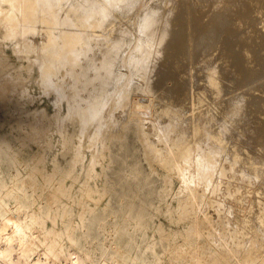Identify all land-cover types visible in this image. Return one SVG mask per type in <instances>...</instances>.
I'll list each match as a JSON object with an SVG mask.
<instances>
[{"label": "rangeland", "instance_id": "rangeland-1", "mask_svg": "<svg viewBox=\"0 0 264 264\" xmlns=\"http://www.w3.org/2000/svg\"><path fill=\"white\" fill-rule=\"evenodd\" d=\"M1 1L2 0H0V12H3V13L0 14V30H1L0 31V69H1L0 70V146H1L0 151L2 150L0 152V172H2V174H4L5 177H8V180L13 179L14 181L13 183H17V188H16L17 195L15 198L14 197L11 198L12 200H11L10 205L12 207L13 206L15 207L17 205L16 207H18L19 201L21 202L22 200V197H21L22 183L18 180L15 181L14 177L18 176V171H20V176H21V174L23 175V174L30 172L34 166L37 167V169L39 168V171H37V174H36V180L32 182V186L35 185L34 187L37 189V192L34 194L33 199L35 198L34 200L36 204L42 203L44 206L52 208V212L49 218H47L46 223H45L46 227L38 226V227L32 228L33 230L30 231L31 234L28 233V241L31 243L32 246L35 245L33 246L34 251L32 253L33 262L36 261L38 257H41L44 255L46 247L43 242L45 240L47 242H50V240L61 238L60 240H62L64 245L69 250H71L72 252L75 251L77 247L71 242V236L75 235L76 237H81L90 247V249L95 253V255L99 257L98 264H101L102 260L106 261L109 264H140L143 260L146 259V257L149 258L150 261L153 260V253H152L153 250L147 249L146 244L149 242L151 243L153 241H160V237L162 236V241L155 248V251L161 256V261H158V264H188V263L192 264L189 262L187 258L185 259L184 263H180V261L176 260L175 257L180 256V255H184V256L188 255V251L184 243L183 236L186 235V233L189 232V229H192L193 226L194 228H197L198 230L201 231V236H199L197 240H198L199 247H201L203 250L204 262H206L205 264H212V263L214 264H232V263L237 264V262L239 264V262L242 263L243 260L242 261L240 260L242 259L244 254L245 256L243 257V259H245L247 254L254 253V255L252 256L255 257L256 249L259 250V251L256 250L257 256H259L260 254H263L264 252V235H263L264 229L263 228L261 229V227H264L263 225L264 224V216H263L264 215V193H263L264 192V178H263L264 177V171H263L264 167H262L264 166V147H262L261 144L263 143L262 145L264 146V136L262 135V139H261L260 134H264V130H263L264 129V123H263L264 122V111H262V109H264V106H262L264 103V90H263L264 86H262V84H264V81H263L264 80V37H263L264 36L263 34L264 33V0L262 1L261 0H247V2H245L246 0H241V1L240 0L238 1L237 0L235 1L233 0H217L216 1L215 0L214 2L213 0H211L212 1L211 5L212 6L215 5V6L211 7L210 11L208 10L209 8L206 9L208 11L205 10V13L203 11L205 8L202 7V5L204 4H201V3H204V0L203 1L201 0H175V1L174 0H169V1L168 0H134L133 1L132 0L133 1L132 6L129 9V11L124 15H120V16L115 15L116 18L110 14L109 16L111 17L108 16V21L106 20L108 24H106V22L103 21L106 18L105 16H98L99 18L97 17L96 19L98 21L100 20L101 22L105 24V25L103 24V27L101 26L102 28L100 27V25H102L101 22H98V23L94 22V24H92L94 20H91V22L88 21L87 22L88 24L85 23L83 28L81 27V28L76 29L74 28L75 26L72 27L74 29L73 31H75V33H79L80 37H82L83 35V37L81 38V43H80L81 45L78 46V49L76 48L74 50L76 52L73 51V54L76 55V57L72 54V58L75 57L77 64H79V66L77 65L78 67L74 68V70L76 71L79 70L76 73L74 70L71 69L70 65L66 64L64 61L63 63H61L62 57H61V60H59L60 52L58 50L59 49L61 50V45L63 44L62 40L60 39L62 37L60 36L61 35L60 33H61V30L64 31L63 29L67 25H60V24L56 25V24H51V23L50 25L49 23L47 24L42 23V21L40 22L34 21L33 22L34 25L31 24L32 30L34 27L33 32L32 30H28L26 34V32H24L21 29H17L18 31H13V30L11 31V29H8V28H11V26L13 25H11L12 23L10 24L9 20L7 22V19L4 17V12L7 11L8 7L2 5ZM117 1L118 0H115V3L112 2L111 4V6H115V11H116L115 13H117V10L121 11V8H122V5H121V8L118 9V7H120V4H121V2L119 1L121 0H119L118 2ZM230 1L234 3L230 4ZM242 4H243V7H242ZM246 6L247 8H245ZM62 7L65 8V9L63 8L64 11ZM66 8H67V3L64 5L61 4L59 7L58 6L56 7L60 17L62 16L61 19H63L64 17L66 18V15H65L67 12ZM153 8L154 10L156 9L157 12L159 10L162 12V13L160 12L162 14V15L160 14L161 16L159 20L160 22L159 21L157 22L160 24L156 23L157 26H154L152 28L153 29L152 33L148 34L149 32L146 31V34L149 36L147 35L145 36V32L142 31L141 21L143 20L146 14L148 15L147 11L149 12V14L152 13L151 11H154ZM248 8L249 10L250 9L251 10L250 11L247 10ZM181 9L183 12L181 11ZM60 10H62V12ZM156 10L154 11L155 13L154 12L153 13L155 14V16L156 15L158 16L159 12L157 13ZM228 13H229V16H228ZM257 14L259 16H256ZM210 15L212 18L210 17ZM217 15L220 17H218ZM2 16L4 17L5 20L2 18ZM17 16L18 15L15 16L16 18L14 17L16 19V24L18 23L19 26L23 25L22 23L23 21L19 17L20 15L18 17ZM102 17L104 19H102ZM197 18L199 19V22ZM200 19L203 22H201ZM213 20H214V24L213 23L210 24V22H213ZM255 20L257 23L255 22ZM182 21L184 22L182 23ZM195 21L198 22L200 26L198 25V23L196 24ZM233 21H235L236 24L233 23ZM230 22L233 25H231ZM215 23L216 24L219 23V24L216 25ZM226 23H228V25ZM95 24L96 25L99 24V25L96 26ZM184 24H188V25H184ZM193 24L196 25V29L194 27L195 25ZM229 24L231 26H229ZM27 25L25 27H27ZM210 25L212 26L209 27ZM182 26L183 28H185V30H187V32L183 28H180ZM234 26L235 27L238 26L236 27L238 30ZM199 27H201V30H198L200 29ZM204 28L206 29L205 31L212 30V28L214 30H217V28L222 29L221 31L223 33V36L225 35L224 33L226 32V36H225L226 38L225 37L219 38L218 36V41L219 39H221L220 42L223 41L222 39H227L226 42L223 41L222 44H224V42L225 44L229 42L228 44L230 45L232 40L235 38L233 40L234 43L232 42V45H230L232 49L231 47H229L228 44L227 45L224 44L223 46V47L227 46V49L229 50L230 48L231 51H228L227 49H226L227 51L225 50L226 52L220 51L219 49L215 50L217 48L216 47L215 49L212 50L213 52L211 51L213 55L209 51L210 54L209 53L208 54L210 55L209 56L210 58L208 62H204L201 58H198L200 57L199 54L202 53V49H200L199 44L196 43L198 41L197 38H196V42L194 41L195 36L193 37V35H195L196 31L198 30L197 35L199 34L198 36H202L204 33L201 31L202 30L204 31ZM256 28L257 30H255ZM66 29H68V26L66 27ZM179 29H180V32H179ZM181 29H183L182 30L183 32H181ZM8 30L9 32H11V36H10V33H8ZM223 30L224 31L227 30V31L224 32ZM199 31L201 32V35ZM228 31L230 32L232 31L234 33L233 36L231 32L230 33L231 35L228 34L231 37L229 36L227 37ZM258 32H260V35L257 34ZM15 33L17 34V37H14V35L16 36ZM186 33L187 34L189 33L190 35H192V37H189L190 35L189 34L187 35ZM235 34L237 35L238 38L234 37L236 36ZM150 35H152L151 37L152 39L149 38ZM197 35L196 37H198ZM117 36L120 39L125 38L124 43L121 45V46H125V48L123 47L124 48L123 49L120 46L119 53L121 55L118 53L120 62H119V65H116L117 67H115L114 71L112 72L115 78H112L114 76L109 77L111 78V82L116 81L118 85L117 83H115L116 85L113 83L115 85L114 86L115 90L112 87L113 86L112 84H110L111 86L109 85V87L106 88V89H109L111 87V89L108 90V94L111 92L110 95L108 96L106 92L103 91L104 93H102V90L104 89V87L103 89L100 90L99 86H102V83H100L99 80L96 81V78L99 77L97 76L99 74L101 76H104L106 74L105 70H103V62H102L103 58L101 59V57H103V53H101V51L103 50V47L107 48L110 46L111 47L114 46L116 40L119 39V38L117 39ZM184 36L186 38L188 37L189 38L186 39ZM220 36H222L221 33H220ZM10 37L12 38L14 37L13 40L12 39L10 40ZM51 37L54 40V42H56L55 40H57L56 43L58 45V48L60 47L59 49L56 48V50H54L55 47H57L55 45L53 46V48L49 46V44L52 43ZM84 38L86 39V42ZM147 38L151 39L150 42ZM229 39L231 40V42ZM167 40L169 43L167 44L165 43V48H164L163 43L164 41H167ZM236 40L240 42L241 44L240 43L236 44L237 42ZM47 41L49 42L51 41V42L46 43ZM172 41L174 43V46H172L173 44ZM192 41H194L195 43L194 42L192 43ZM175 43H177L180 47ZM43 44L47 46L45 47ZM166 45H168L167 49H169V47L171 46L169 51L170 52L175 51V53L173 54L176 56V58L179 57L178 58L179 61L182 62L184 60L185 62L179 63V65L175 67L176 65H174L171 62L172 59L169 60L170 63L168 62V58L169 57L171 58V56H169L166 61V59L164 58L166 54L165 53L166 51H164L166 50ZM218 45H221V43ZM236 45L237 46L242 45V48L244 47L247 48L249 51L248 54H250V52L252 54V52L254 51L255 53H253L252 56L258 53L255 55L256 57L254 56L256 59L254 57H251V58H254V60L257 61L258 64H256L255 61H253L252 59V62H254L253 65L256 66V69H258L257 70L258 72L256 73H259L261 77L259 76V74H257V76H254L251 78L252 80H250V82L249 81L245 82L243 78L240 79V82L238 81L240 78V75H239L240 71L237 68V65L239 63L234 62L235 59H233L236 57L235 55V52L237 50ZM48 46H49V49L50 48L53 49L52 52H54L55 54L58 53V55L54 54L55 56L49 53L51 55V59L53 60V62L50 61L53 66L56 60V64L54 66L55 68L51 65L53 69L51 68V71H50V75H51L50 78L53 80L52 84L55 88H52V87L47 88L43 81V75H41L43 71L42 68L44 67L43 64L45 63L46 65L48 63L46 62V60L43 62V59H46V57L50 58V56L48 57V54L46 52V49L48 48ZM144 47L146 49H144ZM254 47L255 49H257V51L254 49ZM42 48L45 52L42 50ZM180 48L182 50L181 52L179 51ZM218 48H220V46H218ZM233 48L236 50H234ZM251 48L254 50L251 51L252 50ZM177 50L181 54L178 53ZM55 51H58V52H55ZM191 52H192V55L190 54ZM220 52L222 53L219 54ZM227 52H231V53L233 52L232 62L230 59L231 58L230 55L232 54L228 53V55H226ZM214 53H216V55H214ZM188 54L189 56H187ZM100 55L101 57H99ZM66 56L68 57L69 53L66 54ZM56 57L59 59L57 60ZM180 58H183V60ZM191 58H193V60ZM200 59L203 62H201ZM57 61L59 64L58 66L61 67L62 65L61 68L57 66ZM189 61L190 62L192 61L191 65ZM194 61L195 62L198 61L201 64L203 63V65H201L198 62L195 63ZM236 61L238 62V60ZM3 62H4V65H3ZM180 64H183V65H180ZM184 65H186L187 67ZM69 66L70 68H68ZM144 68H146V70ZM142 71L144 73H142ZM185 71L187 72L185 73ZM223 72L226 75L223 74ZM242 72H243V69H242ZM82 73L84 74L85 77L82 76L83 75ZM112 73H109V76L110 74L113 75ZM78 75L81 80L79 79V77H77ZM255 77H258V78H255ZM84 78L88 80H85ZM222 78L226 80H223ZM229 78L231 79V81H233V83L229 81ZM82 79L85 81H83ZM257 79H260V81H258ZM80 81H82L83 83L85 82L84 84L86 87L82 85L83 83L81 82L82 83L81 84ZM226 81H229V82H226ZM86 82L88 85L86 84ZM224 82H225V85H223ZM250 83L251 85H249ZM82 86H84L85 89ZM225 86L228 89H226ZM175 87L177 88V90ZM251 89L253 93L251 92ZM172 91L173 92L175 91V92L173 93ZM97 92L99 93V96H97L98 94ZM101 93L102 95L104 94L103 95L104 98H102ZM256 94L258 95L255 98L256 99L255 100L254 97L256 96ZM93 95H95V97L97 96L96 99H98V97L100 99L102 98L101 100L100 99L98 100L99 101L98 103H100V105L97 103L99 105L97 107H100L99 110L102 108V110H100L101 112L99 111L101 114H98L99 116L101 115L100 118L97 115L94 118L95 120L93 119V121L90 122L91 124L89 123L88 126L85 128H80V127L78 128L77 126L74 127V125L72 124L76 123L75 120H80V117L77 116L78 115L77 112H75L76 111L74 109L75 105L76 106L79 105L78 107H81V109L83 110L90 109V106L92 104L88 106L89 102L93 103L91 99L96 100L95 97H93ZM105 96L107 98H105ZM259 96L261 98H259ZM166 97L168 98L166 99ZM212 98H214V100H212ZM257 98H259V100ZM168 99H171V100L168 101ZM173 99L174 101L175 100L177 101L174 102ZM258 101L259 102L262 101V102L259 103ZM167 102H169V104ZM139 103H143L142 105L144 108L142 109L147 110L145 112L142 109H140L141 113L142 111L143 113L142 115L140 114L138 118L139 123H141L140 126L142 130L141 131L142 132L141 137L143 136L142 138L138 137L132 129L126 127L129 122V116L131 113L130 111L137 108ZM173 103L175 105L177 104L176 108L174 107ZM72 104L74 106H72ZM166 105L170 107L171 110ZM170 105L173 106V108ZM197 105H199V107H197ZM221 105L223 106L227 105L230 111L233 109L231 112H233L232 114H234L235 117L234 115H229V118L225 120V118H227L228 115H223L222 112L220 113V110H222L223 108V106ZM220 106L222 107L221 109H219ZM190 108H191V111H190ZM195 108H196V111H194ZM200 108L203 110L201 111ZM162 109L165 111L163 112ZM172 109H173V112L170 113ZM90 111L92 110L90 109ZM193 111H194V114H193ZM199 111H201V113ZM178 112L179 113L181 112V113L179 114ZM236 112H237V116H236ZM176 113H178V115ZM202 113L206 115V116L204 115L205 119L204 117H202L203 116ZM261 114L262 116H260ZM191 115H193L192 116L193 119ZM195 115L196 116L199 115V117H197L198 119L197 118L194 119L196 117ZM259 116L262 120L258 118ZM70 117L74 118V120H70L71 119ZM97 117L99 118V120L97 119ZM206 117H208V119ZM189 118L192 120H190ZM201 119L202 120L207 119V123L206 121L204 122L201 121ZM258 119L261 120L262 122L257 121ZM185 120H187L188 122H185ZM72 121L74 122L72 123ZM192 121H193V124H192ZM233 123H235L236 125H233ZM98 124L99 125L104 124L103 125L104 127L101 126L99 129L101 132L98 130V127H99V126L97 127ZM191 126L192 127L195 126V127L190 128ZM248 126L249 128L247 129ZM258 127H260L261 131L260 130L257 131L259 129ZM74 128H76L75 135H78V134L79 135L74 137V140H73L74 148L72 145L71 146L73 150L76 148L75 146H77L78 148H76L75 150H78L81 155L83 154L82 157H84L82 158L84 159V161L80 160V162H78L75 165L76 173L79 171L80 172L82 171L81 173H83L85 172L86 169H88V167L91 168L92 166L93 167L91 169L92 170L95 169L94 172L100 173L102 172L103 167H106L107 165L111 169L109 173L111 174L110 176H111L112 181L115 177V184L113 186L108 185L106 187L107 193L105 194V196H104V192L103 194L99 193V195L97 194L98 192H95L91 198L83 197V200H86L91 205L99 203L100 211H97L96 214L90 215V214L84 213L82 211L83 206H82L81 199H78V198L73 199L69 197L68 190L70 189L69 185L71 186V184H73L72 183L73 181H71L72 177H67L65 179L64 183L66 186L68 185L65 188V190H67L65 194L64 192L62 193V191L58 193L59 191H55L54 189H51L50 187L49 188L42 187L46 185V182H47L46 179H44L45 178L44 173H47V172L51 173L52 170L54 169V166L58 163L62 165H67L70 161L71 162H73V160L74 162L76 161L75 160L77 156L76 153L73 155V151H69V152L66 151V148L69 146V144L67 143V141H65V136L73 133ZM196 128H198L199 131ZM94 129H96V131H94ZM241 130L244 131V133ZM105 134L107 137L105 136ZM258 134L260 136H258ZM199 136H200V139H199ZM109 137L116 138V140L113 141L114 143L112 142L113 144L111 143V145L108 142V140L110 139ZM259 138H260V141H259ZM66 140H67V137H66ZM102 141L103 142L106 141V142L103 143ZM108 146H110V149ZM184 146L185 147L187 146V147L184 148ZM149 147L152 148V150H149L148 152ZM154 148H156L157 150ZM185 149H188L187 150L188 152L185 153ZM101 154L105 156H101ZM155 154H157L158 156ZM171 154H174L172 156H175V157L177 155L178 158L176 157V159L179 160L178 162L181 164V166L184 165L182 166V169H181L183 172L181 171L180 173H177V172L167 170L163 168L162 165L159 163V160H160L159 158H162V157H163L162 159L168 158L171 156ZM201 157L202 159H200ZM187 158L189 160L192 158L191 159L192 161H188ZM197 159L200 160V162H198ZM12 162H14L16 166ZM185 162H187V166ZM90 163H92V166ZM176 174L178 175L176 176ZM122 176H125V177L129 176V177L128 179H126V178H123ZM139 176L144 178V181L141 182L139 185H137L135 179L136 177H139ZM189 176L190 178H192V180L191 179L187 180L188 179L187 177ZM182 177H184L185 179L183 180ZM16 179H19V178L17 177ZM43 188H45L46 190L43 191L44 194L41 196L40 194L42 193ZM0 189H6V188L0 185ZM28 189L30 193H32L33 191L32 188L29 187ZM78 190H80L78 183L74 184L73 191H78ZM99 192H102V191L100 190ZM190 192L191 193L194 192V195H196L195 197L197 199L196 200L197 205L195 204V207L196 206L197 207L195 211H192V205L190 203L192 198H191ZM122 193L123 195H121ZM61 205H65V207H67L69 210L72 208V211H73V213H71L72 215L69 217L65 215L63 217L62 216L63 210L60 211L59 209V212L57 211V209ZM141 208H143V210H141ZM78 212L80 215L78 214ZM191 213H193V215ZM8 216H9L8 220L12 221L13 215H8ZM135 216L137 217V219ZM149 216L152 218H151V221L148 227L146 228L145 226H143V224L141 226L140 221L148 222V220H150ZM82 217L84 218V223L79 225V223L82 221ZM206 217L208 219L206 222H203V223L201 222L200 224L194 223V220L196 218H199V219L201 218L200 220H203ZM67 221H72L73 225L76 227V228H73L74 230L72 232L71 231L63 232L64 225ZM259 224L260 226H258ZM159 228H162V232L159 231ZM35 231L36 232L38 231L37 233L39 234H37ZM48 232L50 233V235L53 234L52 237H50ZM35 233L37 237L36 235H33ZM145 234H147V239L144 238ZM33 236H34V239H33ZM253 238H255L256 240ZM251 239L254 240L255 242L251 241ZM37 240H40V241H37ZM254 243H255V246H254ZM259 243L261 246L258 245ZM251 246H253V248L255 247H258V248H255L253 251V248ZM249 247L250 249L252 248L250 253H248L250 250ZM102 248H104L103 252H102ZM230 252L232 253L230 254ZM239 253H242L243 255ZM232 254H234L235 256L234 255L232 256ZM236 255L239 257H237ZM228 257L230 260L228 259ZM232 257L234 261L236 260L235 262L232 260ZM46 261L49 262L48 264H60V263L65 264V260L63 257L58 258V259L49 257L48 259H46Z\"/></svg>", "mask_w": 264, "mask_h": 264}, {"label": "bare ground", "instance_id": "bare-ground-1", "mask_svg": "<svg viewBox=\"0 0 264 264\" xmlns=\"http://www.w3.org/2000/svg\"><path fill=\"white\" fill-rule=\"evenodd\" d=\"M119 1V0H118ZM117 1V2H118ZM134 1V0H133ZM132 0H121V1H119V2H121V4H120V7H118V9H120L121 8V5H122V8H121V11H119V10H117V13H115L116 11H115V6H111V4H112V2H114L115 3V0H2L1 1V3H2V5H4V6H7L8 7V9H7V11H5L4 12V17L7 19V22H8V20L10 21V24L11 25H13V26H11V25H9V26H11V28H8V29H11V31L13 30V31H18L17 29H21V30H23L24 32H26V34H27V31L28 30H32L31 28H32V26H31V24H33V22L35 21V22H37V21H42V23H51V24H56V25H67L68 26V29H66V27L63 29V28H61V29H63L64 31H62L61 30V35L60 36H62L60 39L62 40V42H63V44L61 45V50H62V52H61V50L58 48V45H57V40H55L56 42H54V40L52 39V37H51V40H52V43H50L49 41H47L46 43H50L49 44V46L50 47H52L53 48V46L55 45V46H57V47H55V49L54 50H56V48H58L59 50V52H60V54H59V57H60V59L59 58H57V60L59 59V60H61V57H62V61H61V63H63V61L66 63V64H68V65H70L71 66V69L72 70H74V68L75 67H78L79 66V64H77V62H76V59H75V57H76V55H74L73 54V51L77 48L78 49V46L79 45H81L80 43H81V38L83 37V33L81 34L82 35V37H80L79 36V33H75V31H73L74 29L72 28V27H74V28H83V26L85 25V23H87L88 21H90L91 22V20H94L93 21V23L92 24H94V22L95 23H98V22H101L100 20L98 21L96 18L98 17V16H105L106 18L104 19L103 17H102V19H104L103 21L104 22H106V20L108 21V16L111 14L112 16H114L115 17V15L116 16H120V15H124V14H126L128 11H129V9L131 8V6H132V2H133ZM169 1V0H168ZM175 1V0H174ZM201 1H203V0H201ZM215 0H213V2H214ZM217 1V0H216ZM233 1H235V0H233ZM238 1V0H237ZM241 1V0H240ZM239 1V2H240ZM262 1V0H261ZM225 2H227V1H225ZM245 2H247V0L245 1ZM253 2V1H252ZM67 3V8H66V18L64 17L63 19H61V17H60V15H59V13H58V10L56 9V7L58 6H60L61 4H66ZM231 3H234V2H231L230 1V4ZM60 4V5H59ZM118 4V3H117ZM117 4H115V5H117ZM201 4H204V5H202V7L203 8H205L203 11H204V13H205V10L206 9H208L209 11H210V8L211 7H213V6H215V5H211L212 4V1L211 0H204V3H201ZM214 4V3H213ZM226 4V3H225ZM258 4H259V2H258ZM180 5V4H179ZM200 5V4H199ZM233 5V4H232ZM248 5V4H247ZM66 6V5H65ZM117 6H119V5H117ZM158 6V5H157ZM161 6V5H160ZM250 6V5H249ZM2 7V6H1ZM183 7V6H182ZM191 7V6H190ZM242 7H243V4H242ZM64 7H62V9H63ZM114 10H113V9ZM117 8V7H116ZM186 8V7H185ZM215 8V7H214ZM245 8H247V6L245 7ZM251 8V7H250ZM255 8V7H254ZM2 9V8H1ZM5 9V8H4ZM65 9V8H64ZM64 9H63V11H64ZM158 9V8H157ZM193 9V8H192ZM195 9V8H194ZM196 9H197V7H196ZM243 9V8H242ZM261 9H262V7H261ZM10 10V11H9ZM111 10H113V11H111ZM153 10H154V8H153ZM156 10V9H155ZM154 10V11H155ZM159 10V9H158ZM175 10V9H174ZM177 10V9H176ZM188 10V9H187ZM208 10H206V11H208ZM212 10V9H211ZM233 10V9H232ZM239 10V9H238ZM245 10V9H244ZM243 10V11H244ZM247 10H249V8L247 9ZM251 10V9H250ZM249 10V11H250ZM1 11H3V10H1ZM61 12H62V10H60ZM59 11V12H60ZM154 11H151L152 13H150L149 14V12L147 11V13H148V15L146 14L145 15V17L143 18V20L141 21V27H142V31L143 32H145V36L147 35L146 34V31H148L149 33L148 34H151L152 33V28L154 27V26H157L156 25V23L160 20V14L162 13L160 10L158 11L159 12V14H158V16L156 15L155 16V12ZM181 11H182V9H181ZM185 11H186V9H185ZM198 11V10H197ZM221 11V10H220ZM229 11V10H228ZM240 11V10H239ZM254 11V10H253ZM12 12V13H11ZM154 12V13H153ZM156 12H157V10H156ZM157 12V13H158ZM161 12V13H160ZM171 12V11H170ZM178 12V11H177ZM183 12V11H182ZM195 12V11H194ZM200 12V11H199ZM198 12V13H199ZM214 12V11H213ZM230 12H232V11H230ZM241 12V11H240ZM245 12V11H244ZM3 12H0V14H2ZM114 13V14H113ZM197 13V12H196ZM203 13V12H202ZM234 13V12H233ZM258 13V12H257ZM134 14V13H133ZM177 14V13H176ZM179 14V13H178ZM191 14V13H190ZM192 14H193V12H192ZM195 14V13H194ZM213 14V13H212ZM232 14V13H231ZM242 14V13H241ZM249 14V13H248ZM247 14V15H248ZM252 14H254V13H252ZM261 14V13H260ZM16 15H20L19 17L22 19V23H23V25H20V26H22V27H20L19 25H18V23L16 24ZM64 15V16H65ZM162 15V14H161ZM181 15V14H180ZM202 15H204V14H202ZM219 15V14H218ZM217 15V16H218ZM222 15V14H221ZM224 15H225V13H224ZM235 15V14H234ZM244 15H245V13H244ZM17 16V17H18ZM195 16V15H194ZM208 16V15H207ZM206 16V17H207ZM228 16H229V13H228ZM251 16V15H250ZM253 16V15H252ZM256 16H259L258 14L256 15ZM4 17L2 16V18L4 19ZM15 17V18H14ZM109 17H111V16H109ZM113 17V18H114ZM122 17V16H121ZM170 17V16H169ZM181 17V16H180ZM179 17V18H180ZM183 17V16H182ZM191 17H192V15H191ZM200 17V16H199ZM204 17V16H203ZM210 17H211V15H210ZM218 17H220V16H218ZM249 17V16H248ZM255 17V16H254ZM19 18V19H20ZM99 18V17H98ZM116 18V17H115ZM125 18V17H124ZM178 18V17H177ZM184 18V17H183ZM194 18V17H193ZM201 18V17H200ZM205 18V17H204ZM212 18V17H211ZM223 18V17H222ZM237 18V17H236ZM174 19H176V18H174ZM186 19V18H185ZM190 19V18H189ZM198 19V18H197ZM196 19V20H197ZM206 19V18H205ZM209 19V18H208ZM207 19V20H208ZM217 19H219V18H217ZM233 19V18H232ZM239 19V18H238ZM246 19H248V18H246ZM5 20V19H4ZM97 20V21H96ZM110 20V19H109ZM182 20H184V19H182ZM187 20V19H186ZM201 20V19H200ZM206 20V21H207ZM229 20V19H228ZM257 20V19H256ZM256 20H255V22H256ZM19 21V20H18ZM17 21V22H18ZM191 21V20H190ZM218 21V20H217ZM222 21H223V19H222ZM231 21V20H230ZM239 21V20H238ZM249 21V20H248ZM254 21V20H253ZM259 21V20H258ZM261 21H263V20H261ZM21 22V21H20ZM20 22H19V24H20ZM160 22V21H159ZM184 21H182V23H183ZM189 22V21H188ZM198 22H199V19H198ZM198 22H196L195 21V23L197 24ZM201 22H203L202 20H201ZM208 22V21H207ZM215 22H216V20H215ZM225 22V21H224ZM241 22V21H240ZM250 22V21H249ZM252 22V21H251ZM102 23V25H100V27L102 26L103 27V22H101ZM101 23H99V24H101ZM109 23H110V21H109ZM112 23V22H111ZM177 23V22H176ZM181 23V24H182ZM185 23H186V21H185ZM211 23H213L214 24V20H213V22H210V24ZM220 23V22H219ZM218 23V24H219ZM233 23H235L236 24V22L235 21H233ZM257 23V22H256ZM5 24V23H4ZM7 24H9V23H7ZM27 24H29V25H27V27H25ZM50 24V25H51ZM88 24V23H87ZM91 24V25H92ZM99 24H97V25H99ZM106 24H108L107 22H106ZM157 24H160V23H157ZM179 24V23H178ZM216 24V23H215ZM218 24H216V25H218ZM227 25H228V23H226ZM230 24H231V22H230ZM229 24V26H231V25H233V24H231L230 25ZM248 24H250V23H248ZM34 25V24H33ZM37 25H38V23H37ZM96 25V24H95ZM96 25V26H97ZM105 25V24H104ZM172 25H173V23H172ZM180 25V24H179ZM184 25H188V24H184ZM193 25H195V24H193ZM198 25L200 26V24L198 23ZM198 25H197V27H198ZM202 25V24H201ZM204 25V24H203ZM207 25H209V24H207ZM227 25H225V26H227ZM241 25H243V24H241ZM263 25V24H262ZM8 26V25H7ZM108 26V25H107ZM191 26V25H190ZM212 25H210L209 27H211ZM221 26V25H220ZM228 26V27H229ZM252 26V25H251ZM60 27H62V26H60ZM101 27V28H102ZM105 27V26H104ZM195 27V29H196V25L194 26ZM202 27H204V26H202ZM208 27V26H207ZM206 27V28H207ZM235 27V26H234ZM236 27H238V26H236ZM235 27V28H236ZM254 27V26H253ZM56 28H58V27H56ZM97 28V27H96ZM100 28V29H101ZM106 28V27H105ZM140 28V27H139ZM180 28H183V26L182 27H180ZM192 28H193V26H192ZM200 29H198V30H201V27H199ZM227 28V27H226ZM225 28V29H226ZM230 28V27H229ZM233 28V27H232ZM231 28V29H232ZM235 28H234V30H235ZM241 28V27H240ZM246 28V27H245ZM260 28V27H259ZM48 29V28H47ZM172 29V28H171ZM175 29V28H174ZM173 29V30H174ZM184 30H185V28H183ZM183 29H181V32H183L182 30ZM208 29V28H207ZM210 29V28H209ZM230 29V30H231ZM237 29V28H236ZM243 29V28H242ZM247 29V28H246ZM33 30H34V27H33ZM33 30H32V32H33ZM43 30V29H42ZM51 30V29H50ZM65 30H67V31H65ZM145 30V31H144ZM197 30V31H198ZM206 29L204 28V31H205ZM222 29H219V28H217V30H214L213 28H212V30H209V31H201V32H203L204 34L202 35V36H198L197 35V31H196V33H195V35H193V37L195 36V42H196V38H197V42L196 43H198L199 44V47H200V49H202V53L201 54H199L200 55V57H198V58H201L204 62H208V60H209V54H210V52L213 50V49H215L216 47V49L215 50H217V49H219L220 51H225L226 49H227V46H225V47H223L224 46V44H225V42H226V40L227 39H222L223 41H225L224 42V44H222V42L223 41H221L220 42V40L221 39H219V41H218V36H219V38L220 37H225L226 36V32L225 31H227V30H223L225 33V35L223 36V33H222V31H221ZM238 30V29H237ZM244 30V29H243ZM255 30H257V28L255 29ZM1 31V30H0ZM5 31H6V29H5ZM59 31V30H58ZM123 31V30H122ZM137 31H138V29H137ZM177 31H178V29H177ZM186 32H187V30H185ZM184 31V32H185ZM194 31V30H193ZM192 31V32H193ZM221 31V32H220ZM240 31V30H239ZM250 31V30H249ZM249 31H247V32H249ZM21 32V31H20ZM78 32V31H77ZM80 32V31H79ZM108 32H110V31H108ZM179 32H180V29H179ZM195 32V31H194ZM200 32V31H199ZM198 32V33H199ZM201 32H200V35H201ZM232 32V31H231ZM230 31H228V33H227V37L229 36L228 34H230L231 33ZM235 32V31H234ZM257 32V31H256ZM6 33V32H5ZM8 33H10V36H11V32H9V30H8ZM7 33V34H8ZM13 33V32H12ZM17 33V32H16ZM15 33V34H16ZM23 33V32H22ZM29 33V32H28ZM154 33V32H153ZM190 33V32H189ZM188 33V34H189ZM220 33L222 34V36H220ZM237 33V32H236ZM240 33V32H239ZM243 33V32H242ZM246 33V32H245ZM14 34V33H13ZM13 34H12V36H13ZM24 34V33H23ZM52 34V33H51ZM176 34V33H175ZM183 34V33H182ZM185 34V33H184ZM187 34V33H186ZM187 34V35H188ZM193 34V33H192ZM233 32H232V36H233ZM238 34V33H237ZM241 34V33H240ZM257 34H259L260 35V32H258ZM264 34V33H263ZM25 35V34H24ZM181 35V34H180ZM190 35V34H189ZM196 35L199 37H196ZM231 35V34H230ZM236 35V34H235ZM250 35V34H249ZM5 36V35H4ZM8 36V35H7ZM51 36V35H50ZM54 36V35H53ZM147 36H149V35H147ZM178 36V35H177ZM14 37H17V34H16V36L14 35ZM13 37V38H14ZM43 37H45V36H43ZM56 37V36H55ZM88 37V36H87ZM124 37V36H123ZM152 37V35H150V37L149 38H151ZM185 37V36H184ZM189 37H192V35H190ZM188 37V38H189ZM229 37H231V36H229ZM234 37H237V35L236 36H234ZM240 37V36H239ZM244 37H245V35H244ZM247 37V36H246ZM262 37V36H261ZM264 37V36H263ZM13 38L12 37H10V40L12 39L13 40ZM50 38V37H49ZM119 37L117 36V39H118ZM186 38V37H185ZM188 38H186V39H188ZM226 38V37H225ZM233 38V37H232ZM232 38H230V39H232ZM238 38V37H237ZM15 39H17V38H15ZM58 39V38H57ZM85 39V38H84ZM90 39V38H89ZM94 39V38H93ZM125 39V38H124ZM124 39H118V40H116V42H115V44H114V46H110V47H107V48H104L103 47V50L101 51V53H103V57H101V55L99 56V57H101V59H102V62H103V70H105V72H106V74L104 75V76H101L100 74L99 75H97V76H99V77H97V78H99V79H97L96 78V81L97 80H99V82L100 83H102V86H99L100 87V90L101 89H103V87H104V89L102 90V93H104V92H106V94L109 96L110 95V93L108 94V90L109 89H111V87L109 88V89H106V88H108L109 87V85L110 84H112L113 86V88H114V86L116 85L115 83H117L116 81L114 82V81H112L111 82V78H109V77H112V76H114V74L112 73L113 71H114V69H115V67H117L116 65H119V62H120V60H119V49H120V46L124 43ZM148 39V38H147ZM152 39V38H151ZM151 39H148L149 40V42H150V40ZM163 39V38H162ZM192 39H194V38H192ZM229 39V40H230ZM235 39V38H234ZM233 39V40H234ZM255 39V38H254ZM166 40V39H165ZM228 40V41H229ZM233 40H232V42H233ZM240 40V39H239ZM244 40H246V39H244ZM92 41V40H91ZM106 41V40H105ZM109 41V40H108ZM147 41V40H146ZM194 41H192V43L194 42ZM237 41V40H236ZM259 41V40H258ZM61 42V41H60ZM82 42H84V41H82ZM85 42H86V39H85ZM148 42V43H149ZM153 42V41H152ZM171 42V41H170ZM194 42V43H195ZM221 43V45H218V44H220ZM230 42H231V40H230ZM232 42H231V44L230 45H232ZM260 42V41H259ZM148 43H147V45H148ZM165 43L167 44V43H169L168 42V40L167 41H164V48H165ZM172 43H173V41H172ZM229 43V42H228ZM227 43V44H228ZM234 43V42H233ZM237 43H240V42H236V44ZM28 44V43H27ZM84 44V43H83ZM86 44V43H85ZM99 44V43H98ZM97 44V45H98ZM143 44V43H142ZM151 44V43H150ZM157 44V43H156ZM161 44V43H160ZM175 44H177V43H175ZM227 44H225V45H227ZM241 44V43H240ZM247 44V43H246ZM251 44V43H250ZM258 44V43H257ZM26 45V44H25ZM44 46H45V44H43ZM59 45H60V43H59ZM169 45V44H168ZM168 45H166V50H164V51H166L165 53V59H166V61H167V58L169 57V56H171V58L169 59L168 58V62H169V60H171V62L174 64V65H176L175 67H177L178 65H179V63H182V62H185L184 60H183V58H180V59H182L183 61L181 62V61H179L178 60V58L179 57H177L176 58V56L173 54V53H175V51L174 52H170L169 51V49H170V47H169V49H167L168 47ZM178 45V44H177ZM229 45V44H228ZM229 45V47H231ZM234 45V44H233ZM253 45V44H252ZM261 45V44H260ZM44 46H43V48H44ZM47 46V45H46ZM45 46V47H46ZM49 46H48V48L46 49V52H47V54H48V57L50 56V58H47L46 57V59H43V62L46 60V62H48L46 65H45V63L43 64V68H42V74L41 75H43V81H44V84L46 85V87L48 88V87H52V88H55L54 86H53V84H52V79L50 78L51 77V75H50V71H51V68H52V63L51 62H53V60L51 59V55H54L55 53L54 52H52V50L53 49H49ZM146 46V45H145ZM161 46V45H160ZM172 46H174V43L172 44ZM179 46V45H178ZM190 46V45H189ZM188 46V47H189ZM191 46H193V45H191ZM218 46H220V48H218ZM237 46V45H236ZM247 46V45H246ZM256 46V45H255ZM26 47V46H25ZM100 47V46H99ZM122 48L124 47L125 48V46H121ZM180 47V46H179ZM179 47H177V48H179ZM252 47V46H251ZM257 47V46H256ZM28 48V47H27ZM37 48V47H36ZM43 48H42V50H43ZM102 48V47H101ZM123 48V49H124ZM148 48V47H147ZM161 48V47H160ZM173 48V47H172ZM176 48V49H177ZM192 48V47H191ZM197 48V47H196ZM250 48V47H249ZM258 48V47H257ZM19 49V48H18ZM122 49V50H123ZM144 49H146L145 47H144ZM183 49V48H182ZM189 49V48H188ZM194 49V48H193ZM231 49H232V47H231ZM234 49V48H233ZM252 49V48H251ZM254 49H255V47H254ZM254 49H252L251 51H253ZM32 50V49H31ZM121 50V51H122ZM172 50V49H171ZM179 50V49H178ZM177 50V52L178 53H180L182 50H181V48H180V52ZM186 50V49H185ZM218 50V51H219ZM228 50V49H227ZM226 50V51H227ZM234 50H236V49H234ZM233 50V51H234ZM240 50V51H239ZM246 50V51H245ZM256 51H257V49H255ZM35 51V50H34ZM44 51V50H43ZM58 51H55V52H58ZM120 51V52H121ZM192 51V50H191ZM210 51V52H209ZM225 51V52H226ZM228 51H231L230 50V48H229V50ZM263 51V50H262ZM45 52V51H44ZM74 52H76V51H74ZM125 52V51H124ZM186 52V51H185ZM185 52H184V54H185ZM187 52H189V51H187ZM213 52V51H212ZM212 52H211V54H212ZM216 52V51H215ZM225 52H224V54H225ZM235 52V51H234ZM248 49L247 48H242V45H240V46H237V50H236V52H235V55H236V57L235 58H233V52L231 53V52H227V54L226 55H228V53H230V54H232V55H230L231 56V62H232V60L233 59H235L234 60V62H236V63H239L238 65H237V68L239 69V75H240V78H239V82H240V79L241 78H243L244 79V81L245 82H247V81H249L250 82V80H252L251 78L252 77H254V76H257V74H259V73H256V72H258L257 70L258 69H256V66H254L253 65V63L254 62H252V59H253V61H255V63L256 64H258L257 63V61L256 60H254V58L256 57L255 55L256 54H258V53H256V54H254V56H252V54L253 53H255L254 51L252 52V54H251V52H250V54H248ZM25 53V52H24ZM29 53V52H28ZM51 55H50V54ZM69 53V56L67 57L66 56V54H68ZM79 53V52H78ZM100 53V54H101ZM119 53V54H118ZM159 53V52H158ZM164 53V52H163ZM209 53V54H208ZM218 53V52H217ZM222 52H220L219 54H221ZM44 54V53H43ZM72 54L75 56L74 58H72ZM181 54V53H180ZM191 55H192V52L190 53ZM46 55V54H45ZM44 55V56H45ZM55 55H58V53H56ZM54 55V56H55ZM98 55V54H97ZM121 55V54H120ZM140 55V54H139ZM157 55V54H156ZM213 55V54H212ZM211 55V56H212ZM214 55H216V53H214ZM42 56V55H41ZM47 56V55H46ZM141 56V55H140ZM177 56H179V55H177ZM183 56V55H182ZM182 56H180V57H182ZM187 56H189V54L187 55ZM186 56V57H187ZM229 56V57H230ZM258 56V55H257ZM263 56V55H262ZM5 57H7V56H5ZM53 57V56H52ZM98 57V56H97ZM139 57V56H138ZM191 57V56H190ZM251 57H254V58H251ZM147 58V57H146ZM163 58V59H164ZM189 58V57H188ZM228 58V57H227ZM233 58V59H232ZM39 59V58H38ZM75 59V60H74ZM98 59V58H97ZM100 59V58H99ZM158 59V58H157ZM164 59V60H165ZM192 60H193V58H191ZM197 59V58H196ZM200 59V60H201ZM221 59V58H220ZM229 59V58H228ZM256 59V58H255ZM30 60V59H29ZM185 60H187V59H185ZM195 60V59H194ZM201 60V62H203ZM236 60H238V62L236 61ZM257 60H258V58H257ZM260 60H262V59H260ZM1 61H2V59H1ZM37 61V60H36ZM51 61V62H50ZM132 61V60H131ZM134 61H135V59H134ZM50 62V63H49ZM60 62V61H59ZM97 62V61H96ZM142 62V61H141ZM146 62V61H145ZM144 62V63H145ZM190 62V61H189ZM192 62V61H191ZM191 62H190V65H191ZM195 62V61H194ZM198 62V61H197ZM197 62H195V63H197ZM233 62V63H234ZM122 63V62H121ZM128 63V62H127ZM131 63H133V62H131ZM136 63V62H135ZM134 63V64H135ZM139 63H140V61H139ZM143 63V62H142ZM148 63V62H147ZM170 63V62H169ZM186 63H187V61H186ZM198 63H200V62H198ZM40 64V63H39ZM55 64H56V60H55V63H54V66H55ZM201 64V63H200ZM227 64H229V63H227ZM3 65H4V62H3ZM9 65V64H8ZM8 65H6V66H8ZM52 65V66H51ZM59 64H58V61H57V66H58ZM65 65V64H64ZM67 65V66H68ZM78 65V66H77ZM164 65V64H163ZM180 65H183V64H180ZM192 65H193V63H192ZM196 65V64H195ZM199 65V64H198ZM201 65H203V63L201 64ZM200 65V66H201ZM206 65V64H205ZM204 65V66H205ZM236 65V64H235ZM13 66V65H12ZM53 66V67H54ZM70 66L68 67V68H70ZM184 66H186V65H184ZM184 66H183V68H184ZM207 66V65H206ZM228 66V65H227ZM58 67H60V66H58ZM57 67V68H58ZM61 67H62V65H61ZM60 67V68H61ZM99 67V66H98ZM134 67V66H133ZM136 67V66H135ZM144 67H145V65H144ZM187 67V66H186ZM197 67V66H196ZM233 67V66H232ZM236 67V66H235ZM6 68V67H5ZM20 68V67H19ZM55 68V67H54ZM137 68V67H136ZM206 68V67H205ZM210 68V67H209ZM261 68V67H260ZM53 69V68H52ZM77 69V68H76ZM142 69H143V67H142ZM145 70H146V68H144ZM180 69H181V67H180ZM192 69V68H191ZM233 69V68H232ZM242 69H243V72H242ZM1 70V69H0ZM16 70V69H15ZM56 70V69H55ZM60 70V69H59ZM148 70V69H147ZM54 71V70H53ZM52 71V72H53ZM75 71V73L77 72V71H79V70H74ZM140 71V70H139ZM144 71V70H143ZM142 71V73H144ZM227 71V70H226ZM233 71V70H232ZM40 72V71H39ZM51 72V73H52ZM72 72V71H71ZM141 72V71H140ZM179 72V71H178ZM187 71H185V73H186ZM191 72H192V70H191ZM9 73V72H8ZM31 73V72H30ZM87 73V72H86ZM85 73V74H86ZM109 73H112L113 75H111L110 74V76H109ZM142 73H141V75H142ZM172 73V72H171ZM183 73H184V71H183ZM212 73V72H211ZM83 74V73H82ZM103 74V73H102ZM205 74V73H204ZM223 74H225L224 72H223ZM9 75V74H8ZM7 75V76H8ZM22 75V74H21ZM28 75V74H27ZM87 75V74H86ZM106 75H107V77H106ZM146 75H147V73H146ZM161 75V74H160ZM169 75V74H168ZM226 75V74H225ZM6 76V77H7ZM30 76V75H29ZM55 76H56V74H55ZM82 76H84V74L82 75ZM202 76V75H201ZM221 76H222V74H221ZM221 76H220V78H221ZM259 76L261 77V75L259 74ZM23 77V76H22ZM76 77V76H75ZM77 77H79V75L77 76ZM85 77V76H84ZM94 77V76H93ZM145 77V76H144ZM171 77V76H170ZM173 77V76H172ZM223 77H224V75H223ZM236 77V76H235ZM239 77V76H238ZM9 78V77H8ZM112 78H115V76L114 77H112ZM118 78V77H117ZM116 78V79H117ZM139 78V77H138ZM146 78V77H145ZM144 78V79H145ZM162 78V77H161ZM176 78V77H175ZM255 78H258V77H255ZM17 79V78H16ZM25 79V78H24ZM73 79V78H72ZM79 79H80V77H79ZM85 79V78H84ZM140 79V78H139ZM167 79H169V78H167ZM223 79V78H222ZM221 79V80H222ZM242 79V80H243ZM27 80V79H26ZM76 80H78V79H76ZM75 80V81H76ZM81 80V79H80ZM83 80V79H82ZM85 80H88V79H85ZM85 80H83V81H85ZM90 80V79H89ZM158 80V79H157ZM160 80V79H159ZM172 80V79H171ZM175 80V79H174ZM191 80V79H190ZM223 80H226V79H223ZM227 80H228V78H227ZM258 81H260V79H257ZM256 80V81H257ZM5 81V80H4ZM18 81V80H17ZM91 81V80H90ZM165 81V80H164ZM189 81V80H188ZM193 81V80H192ZM207 81V80H206ZM229 81H231V79L229 78ZM229 81H226V82H229ZM243 81V82H244ZM255 81V82H256ZM264 81V80H263ZM82 81H80V83H81ZM162 82V81H161ZM191 82V81H190ZM189 82V83H190ZM223 82V81H222ZM232 83H233V81H231ZM244 82V83H245ZM262 82V81H261ZM37 83V82H36ZM54 83V82H53ZM83 83V82H82ZM81 83V84H82ZM85 83V82H84ZM82 84V85H84L85 86V84ZM115 85H114V84ZM157 83V82H156ZM164 83V82H163ZM179 83V82H178ZM177 83V84H178ZM231 83V84H232ZM86 84H87V82H86ZM161 84V83H160ZM176 84V83H175ZM187 84V83H186ZM216 84V83H215ZM235 84V83H234ZM255 84V83H254ZM10 85V84H9ZM65 85V84H64ZM88 85V84H87ZM89 85H91V84H89ZM99 85H101V84H99ZM117 85H118V83H117ZM194 85V84H193ZM192 85V86H193ZM223 85H225V82H224V84ZM246 85V84H245ZM249 85H251V83L249 84ZM249 85H247V86H249ZM260 85V84H259ZM57 86V85H56ZM84 86H82V87H84ZM111 86V85H110ZM128 86V85H127ZM188 86V85H187ZM262 86H264V84H262ZM9 87V86H8ZM77 87V86H76ZM86 87V86H85ZM85 87H84V89H85ZM102 87V88H101ZM143 87V86H142ZM166 87V86H165ZM176 87H178V86H176ZM175 87V88H176ZM195 87V86H194ZM219 87V86H218ZM228 87H230V86H228ZM238 87V86H237ZM45 88V87H44ZM46 88V89H47ZM151 88V87H150ZM158 88V87H157ZM225 88H226V86H225ZM224 88V89H225ZM240 88V87H239ZM238 88V89H239ZM60 89V88H59ZM62 89V88H61ZM95 89H96V87H95ZM106 89V90H105ZM192 89V88H191ZM197 89V88H196ZM226 89H228V88H226ZM236 89V88H235ZM241 89V88H240ZM52 90V89H51ZM99 90V89H98ZM99 90V91H100ZM114 90H115V88H114ZM142 90V89H141ZM176 90H177V88H176ZM208 90V89H207ZM250 90V89H249ZM248 90V91H249ZM264 90V89H263ZM17 91V90H16ZM79 91V90H78ZM104 91V92H103ZM113 91V90H112ZM169 91V90H168ZM221 91V90H220ZM72 92V91H71ZM76 92V91H75ZM80 92V91H79ZM92 92V91H91ZM95 92V91H94ZM173 92V91H172ZM175 92V91H174ZM173 92V93H174ZM179 92V91H178ZM181 92V91H180ZM184 92V91H183ZM226 92V91H225ZM245 92H247V91H245ZM251 92H252V89H251ZM250 92V93H251ZM78 93V92H77ZM98 93V92H97ZM102 93H101V95H102ZM157 93V92H156ZM182 93V92H181ZM185 93V92H184ZM192 93V92H191ZM196 93V92H195ZM211 93V92H210ZM218 93V92H217ZM253 93V92H252ZM262 93V92H261ZM80 94V93H79ZM220 94V93H219ZM247 94V93H246ZM255 94V93H254ZM104 95V94H103ZM102 95V98H104V96ZM113 95V94H112ZM122 95V94H121ZM195 95V94H194ZM209 95V94H208ZM251 95H253V94H251ZM257 95L258 94H256V96L254 97V99L257 97ZM92 96V95H91ZM90 96V97H91ZM97 96H99V93L97 94ZM96 96V97H97ZM182 96H183V94H182ZM199 96V95H198ZM244 96V95H243ZM249 96V95H248ZM23 97V96H22ZM61 97V96H60ZM73 97V96H72ZM93 97H95V95H93ZM96 97H95V99H96ZM174 97V96H173ZM178 97V96H177ZM176 97V98H177ZM191 97V96H190ZM195 97V96H194ZM204 97V96H203ZM209 97V96H208ZM14 98V97H13ZM65 98V97H64ZM69 98V97H68ZM92 98V97H91ZM101 98V99H102ZM105 98H107L106 96H105ZM168 97H166V99H167ZM180 98V97H179ZM187 98V97H186ZM207 98V97H206ZM259 98H261L260 96H259ZM259 98H257L258 100H259ZM71 99V98H70ZM82 99V98H81ZM100 98L98 97V99H96V100H94V99H91L92 101H93V103H91V102H89V104H88V106H90V104H92L91 106H90V109L92 110V111H90V109H81V107H78V106H76L75 105V112H77V116L78 117H80V120H75L76 121V123L75 124H72V125H74V127H80V128H85V127H87L88 126V124L91 122V121H93V119L98 115V114H101L100 112V110H102V108L99 110V108L100 107H97V106H99L100 105V103H98ZM100 99V100H101ZM164 99H165V97H164ZM163 99V100H164ZM17 100V99H16ZM72 100V99H71ZM90 100V99H89ZM115 100V99H114ZM169 100H171V99H168V101ZM181 100V99H180ZM188 100V99H187ZM193 100V99H192ZM212 100H214V98H212ZM256 100V99H255ZM54 101V100H53ZM70 101V100H69ZM110 101V100H109ZM173 101H174V99H173ZM175 101H177V100H175ZM174 101V102H175ZM184 101V100H183ZM196 101V100H195ZM205 101V100H204ZM211 101V100H210ZM263 101V100H262ZM262 101H260V102H262ZM101 102V101H100ZM103 102V101H102ZM140 102V101H139ZM180 102V101H179ZM194 102V101H193ZM212 102V101H211ZM221 102V101H220ZM223 102V101H222ZM227 102H228V100H227ZM255 102V101H254ZM259 102V101H258ZM259 102V103H260ZM20 103V102H19ZM57 103V102H56ZM99 105H98V104ZM118 103V102H117ZM138 103V102H137ZM168 104H169V102H167ZM199 103V102H198ZM197 103V104H198ZM204 103H206V102H204ZM203 103V104H204ZM226 103V102H225ZM257 103V102H256ZM143 103H139L138 104V107L137 108H135V109H133L132 111H130L131 113H130V116H129V122H128V124H127V126L126 127H128V128H130V129H132L133 131H134V133L138 136V137H140V138H142L141 137V126H140V124L141 123H139V121H138V118H139V115L141 114L142 115V113H143V111H147V110H144V109H142V108H144L143 107V105H142ZM167 104V105H168ZM174 104V103H173ZM172 104V105H173ZM184 104V103H183ZM189 104V103H188ZM187 104V105H188ZM192 104V103H191ZM190 104V105H191ZM201 104V103H200ZM211 104V103H210ZM222 104V103H221ZM250 104H251V102H250ZM253 104V103H252ZM102 105H103V103H102ZM166 105V106H167ZM177 105V104H176ZM176 105L174 104V107L176 108ZM185 105V104H184ZM194 105H195V103H194ZM202 105V104H201ZM56 106V105H55ZM72 106H74L73 104H72ZM88 106H87V108H88ZM171 106V105H170ZM189 106V105H188ZM204 106V105H203ZM221 106H223V105H221ZM220 106V108L219 109H221L222 107ZM262 106H264V103H263V105ZM134 107H136V106H134ZM150 107V106H149ZM148 107V108H149ZM164 107H165V105H164ZM168 107V106H167ZM166 107V108H167ZM172 108H173V106H171ZM183 107V106H182ZM187 107V106H186ZM190 107V106H189ZM194 107V106H193ZM197 107H199V105H197ZM196 107V108H197ZM232 107V106H231ZM250 107V106H249ZM73 108H72V110H73ZM104 108V107H103ZM145 108H147V107H145ZM153 108V107H152ZM169 109H170V107H168ZM181 108V107H180ZM188 108V107H187ZM196 108H195V110L194 111H196ZM202 108V107H201ZM200 108V109H201ZM70 109H71V107H70ZM140 109H142L143 111H142V113H141V111H140ZM158 109V108H157ZM156 109V110H157ZM194 109V108H193ZM210 109V108H209ZM257 109V108H256ZM89 110V111H88ZM166 110H168V109H166ZM171 110V109H170ZM169 110V111H170ZM184 110V109H183ZM187 110V109H186ZM189 110V109H188ZM203 109H201V111H202ZM233 110V109H232ZM231 110V111H232ZM248 110V109H247ZM100 111V112H99ZM162 111L164 112L165 110H163L162 109ZM168 111V112H169ZM178 111V110H177ZM180 111V110H179ZM185 111V110H184ZM190 111H191V108H190ZM189 111V112H190ZM194 111H193V114H194ZM201 111H199L200 113H201ZM212 111V110H211ZM229 109H228V107H227V105L225 106H223V108H222V110H220V113L222 112L223 113V115H228V117L227 118H225V120L226 119H228L229 118V115H234V114H232L233 112H231ZM251 111V110H250ZM262 111H264V109H262ZM90 112V113H89ZM145 112H144V114H145ZM155 112V111H154ZM163 112H161V113H163ZM168 112H166V113H168ZM173 112V109H172V111H170V113H172ZM249 112V111H248ZM247 112V113H248ZM179 113V112H178ZM178 113H176L177 115H178ZM181 113V112H180ZM179 113V114H180ZM187 113V112H186ZM197 113V112H196ZM204 113H206V112H204ZM210 113V112H209ZM229 113H231V114H229ZM235 113V112H234ZM257 113V112H256ZM92 114V115H91ZM165 114V113H164ZM183 114V113H182ZM203 114V113H202ZM206 114H208V113H206ZM260 114V113H259ZM166 115V114H165ZM204 115L205 114H203V116L202 115H200V116H202V117H204ZM99 116V115H98ZM101 116V115H100ZM100 116H99V118H100ZM193 115H191V117H192ZM196 116V115H195ZM206 116V115H205ZM208 116V115H207ZM221 116V115H220ZM236 116H237V112H236ZM251 116V115H250ZM260 116H262V114L260 115ZM260 116L258 117L259 119H261L260 118ZM52 117V116H51ZM72 117V116H71ZM70 117V118H71ZM76 117V116H75ZM184 117V116H183ZM188 117V116H187ZM197 117H199V115L198 116H196L194 119H196ZM201 117V118H202ZM224 117V116H223ZM222 117V118H223ZM232 117V116H231ZM234 117H235V115H234ZM238 117H239V115H238ZM256 117V116H255ZM58 118V117H57ZM99 118L97 117V119L99 120ZM207 119H208V117H206ZM112 119V118H111ZM180 119V118H179ZM183 119V118H182ZM190 119V118H189ZM192 119H193V117H192ZM192 119H190V120H192ZM198 119V118H197ZM204 119H205V117H204ZM207 119L206 120H202L201 119V121H206V123H207ZM237 119V118H236ZM254 119V118H253ZM257 120V121H261V120ZM57 120V119H56ZM68 120V119H67ZM70 120H74V118H71ZM95 120V119H94ZM180 121V120H179ZM195 121V120H194ZM197 121V120H196ZM200 121V120H199ZM198 121V122H199ZM234 121V120H233ZM74 121H72V123H73ZM103 122V121H102ZM142 122V121H141ZM150 122V121H149ZM183 122V121H182ZM185 122H188L187 120H185ZM184 122V123H185ZM221 122V121H220ZM235 122V121H234ZM237 122V121H236ZM262 122V121H261ZM98 123H100V122H98ZM200 123V122H199ZM198 123V124H199ZM202 123V122H201ZM225 123V122H224ZM227 123H229V122H227ZM241 123V122H240ZM250 123V122H249ZM254 123V122H253ZM264 123V122H263ZM62 124V123H61ZM91 124V123H90ZM174 124V123H173ZM188 124V123H187ZM192 124H193V121H192ZM231 124V123H230ZM262 124V123H261ZM104 124H98L97 125V127H98V130L100 129V127L102 126V127H104L103 126ZM114 125V124H113ZM186 125V124H185ZM190 125V124H189ZM200 125V124H199ZM233 125H236L235 123H233ZM238 125V124H237ZM254 125V124H253ZM95 126V125H94ZM108 126V125H107ZM159 126V125H158ZM204 126V125H203ZM214 126V125H213ZM56 127V126H55ZM96 127V126H95ZM173 127V126H172ZM187 127V126H186ZM195 126H191L190 128H194ZM197 127V126H196ZM240 127V126H239ZM256 127V126H255ZM261 127V126H260ZM260 127H258L259 129L257 130V131H259L260 130ZM58 128V127H57ZM67 128V127H66ZM153 128V127H152ZM246 128V127H245ZM249 128V126L247 127V129ZM252 128V127H251ZM263 128V127H262ZM47 129V128H46ZM63 129V128H62ZM107 129H108V127H107ZM166 129V128H165ZM189 129V128H188ZM196 129H198V128H196ZM215 129V128H214ZM223 129V128H222ZM226 129V128H225ZM236 129V128H235ZM98 130H97V132H98ZM106 130V129H105ZM111 130V129H110ZM179 130V129H178ZM194 130V129H193ZM203 130V129H202ZM242 130H244V129H242ZM241 130V131H242ZM252 130V129H251ZM256 130V129H255ZM264 130V129H263ZM54 131V130H53ZM75 131H76V128H74V132L73 133H71L70 135H67V136H65V141H67V143L69 144V146L67 147L66 145V151L67 152H69V151H73V155L76 153V161L74 162V160H73V162H69L67 165H62V164H60V163H58V164H56L55 166H54V169L52 170V172L51 173H49V172H47V173H44V179H46V185H44V186H42V187H46V188H51V189H54L55 191H59L58 193H60V191H62V193L64 192V194H65V192L67 191V190H65V188L68 186H66L65 185V179L67 178V177H72L71 178V181H73L72 183L73 184H71V186L69 185V187H70V189L68 190V194H69V197L70 198H73V199H81V201H82V206H83V212L84 213H87V214H96V212L97 211H100V206H99V203H97V204H94V205H91L90 203H88L86 200H83V197H92V195L95 193V192H98L97 194L99 195V193H102L103 194V192H104V196H105V194L107 193V190H106V187L108 186V185H114L115 184V177H114V179H113V181H112V179H111V174L109 173L110 171H111V169H110V167L109 166H107L106 165V167H103V169H102V172H100V173H98V172H94V170H92L91 168L93 167L92 166V163H90L91 164V168L90 167H88V169H86L85 170V172H83V173H81L80 171L79 172H77L76 173V168H75V165L78 163V162H80V160H83L84 161V159H82V158H84V157H82V155L79 153V151L78 150H75L76 148H78L77 146H75L76 148L73 150V148H74V145H73V140H74V137L75 136H78V135H75ZM78 131H79V129H78ZM80 131H81V129H80ZM94 131H96V129H94ZM100 131V130H99ZM157 131H159V130H157ZM198 131H199V129H198ZM229 131H230V129H229ZM232 131V130H231ZM261 131V130H260ZM59 132V131H58ZM101 132V131H100ZM106 132V131H105ZM161 132V131H160ZM192 132V131H191ZM213 132V131H212ZM235 132V131H234ZM240 132V131H239ZM243 133H244V131H242ZM241 132V133H242ZM245 132H246V130H245ZM263 132V131H262ZM82 133H83V131H82ZM108 133V132H107ZM175 133V132H174ZM211 133V132H210ZM240 133V134H241ZM260 133V132H259ZM86 134H87V132H86ZM96 134V133H95ZM100 134V133H99ZM168 134V133H167ZM195 134V133H194ZM61 135H62V133H61ZM60 135V136H61ZM65 135V134H64ZM89 135V134H88ZM97 135V134H96ZM202 135V134H201ZM245 135V134H244ZM257 135V134H256ZM261 135V139H262V135L264 136V134H260ZM259 134H258V136H260ZM91 136V135H90ZM92 136H94V135H92ZM99 136H101V135H99ZM105 136H106V134H105ZM110 136V135H109ZM169 136V135H168ZM248 136V135H247ZM47 137V136H46ZM66 137H67V140H66ZM107 137V136H106ZM105 137V138H106ZM232 137V136H231ZM110 138V137H109ZM145 138V137H144ZM206 138V137H205ZM76 139V138H75ZM118 139V138H117ZM147 139V138H146ZM169 139V138H168ZM199 139H200V136H199ZM64 140V139H63ZM79 140V139H78ZM90 140V139H89ZM98 140H100V139H98ZM114 140H116V138L115 137H111L109 140H108V142H109V144L111 145V143L114 141ZM247 140V139H246ZM255 140V139H254ZM139 141V140H138ZM142 141V140H141ZM183 141H184V139H183ZM259 141H260V138H259ZM57 142V141H56ZM89 142V141H88ZM103 142V141H102ZM106 142V141H105ZM105 142H103V143H105ZM107 142V143H108ZM148 142V141H147ZM248 142V141H247ZM252 142V141H251ZM66 143V142H65ZM80 143V142H79ZM102 143V144H103ZM114 143V142H113ZM112 143V144H113ZM162 143V142H161ZM244 143V142H243ZM254 143V142H253ZM257 143V142H256ZM260 143V142H259ZM258 143V144H259ZM108 144V145H109ZM172 144V143H171ZM175 144V143H174ZM180 144V143H179ZM217 144V143H216ZM263 144V143H262ZM261 144V146L262 147H264L263 145ZM73 146V148H72V146ZM150 145V144H149ZM100 146V145H99ZM200 146V145H199ZM260 146V145H259ZM260 146V147H261ZM1 147V146H0ZM8 147V146H7ZM109 147V149H110V146H108ZM148 147V146H147ZM147 147H145V148H147ZM154 147V146H153ZM171 147H173V146H171ZM179 147V146H178ZM187 147V146H186ZM185 146H184V148H186ZM198 147V146H197ZM64 148V147H63ZM79 148H81V147H79ZM106 148V147H105ZM104 148V149H105ZM168 148H170V147H168ZM182 148V147H181ZM190 148V147H189ZM200 148V147H199ZM217 148V147H216ZM154 149H156V148H154ZM192 149V148H191ZM237 149V148H236ZM149 150H152V148H150L149 147V149H148V152H149ZM157 150V149H156ZM159 150V149H158ZM165 150V149H164ZM179 150V149H178ZM188 149H185V153L186 152H188L187 151ZM193 150V149H192ZM243 150V149H242ZM261 150V149H260ZM2 151V150H1ZM0 151V152H1ZM43 151V150H42ZM74 151H76V152H74ZM78 151V152H77ZM104 151V150H103ZM167 151V150H166ZM169 151V150H168ZM182 151V150H181ZM201 151V150H200ZM258 151V150H257ZM152 152V151H151ZM150 152V153H151ZM156 152V151H155ZM158 152V151H157ZM100 153V152H99ZM105 153V152H104ZM169 153V152H168ZM200 153V152H199ZM198 153V154H199ZM242 153H244V152H242ZM80 154V155H79ZM98 154V153H97ZM147 154V153H146ZM149 154V153H148ZM154 154V153H153ZM160 154V153H159ZM204 154V153H203ZM203 154H202V156H203ZM234 154V153H233ZM55 155V154H54ZM53 155V156H54ZM155 155H157V154H155ZM172 155H174V154H171V156L170 157H168V158H164V159H162V158H159L158 160H159V163L162 165V167L163 168H165V169H167V170H170V171H173V172H177V173H180L182 170V166H184V165H182L181 166V164L178 162L179 160L178 159H176V157H177V155H176V157L175 156H172ZM242 155V154H241ZM95 156V155H94ZM101 156H105V155H103V154H101ZM151 156V155H150ZM158 156V155H157ZM161 156V155H160ZM168 156V155H167ZM246 156V155H245ZM96 157V156H95ZM195 157H197V156H195ZM199 157V156H198ZM54 158H56V157H54ZM178 158V157H177ZM206 158V157H205ZM204 158V159H205ZM210 158V157H209ZM15 159V158H14ZM96 159V158H95ZM157 159V158H156ZM180 159V158H179ZM188 159V158H187ZM192 159V158H191ZM189 160L188 159V161H192V160ZM200 159H202V157L200 158ZM231 159V158H230ZM249 159V158H248ZM103 160V159H102ZM194 160V159H193ZM198 160V159H197ZM14 161V160H13ZM93 161V160H92ZM95 161V160H94ZM157 161V160H156ZM186 161V160H185ZM187 161V162H188ZM195 161H196V159H195ZM257 161V160H256ZM255 161V162H256ZM41 162V161H40ZM82 162V161H81ZM98 162V161H97ZM181 162V161H180ZM187 162H185L186 163V166H187ZM198 162H200V160H198ZM210 162H211V160H210ZM219 162V161H218ZM234 162V161H233ZM12 163H14V162H12ZM192 163V162H191ZM204 163V162H203ZM33 164V163H32ZM55 164V163H54ZM97 164V163H96ZM194 164H195V162H194ZM199 164V163H198ZM237 164V163H236ZM10 165V164H9ZM14 165H15V163H14ZM35 165V164H34ZM101 165V164H100ZM103 165V164H102ZM190 165V164H189ZM204 165V164H203ZM16 166V165H15ZM81 166V165H80ZM160 166V165H159ZM195 166V165H194ZM200 166V165H199ZM261 166V165H260ZM262 167H264V166H262ZM81 168V167H80ZM82 168H83V166H82ZM81 168V169H82ZM189 168V167H188ZM260 168V167H259ZM17 169V168H16ZM79 169V168H78ZM85 169V168H84ZM187 169V168H186ZM190 169V168H189ZM257 170V169H256ZM263 170V169H262ZM37 171H39V168L37 169V167H33L32 169H31V171L30 172H28V173H26V174H21V176H20V171H18V176H15L14 177V179H15V181L16 180H18V181H20L21 183H22V193H21V197H22V200H21V202L19 201V206L18 207H12L11 205H10V203H11V198H15L16 197V195H17V192H16V188H17V183H13L14 181H13V179H9L8 180V177H5L4 176V174H2V172H0V185L1 186H3V187H5L6 189H0V264H48L49 262L48 261H46V259H48L49 257L51 258H54V259H58V258H61V257H63L64 258V260H65V264H98L99 263V257H97L96 255H95V253L90 249V247L87 245V243L81 238V237H76L75 235H73V236H71V242L77 247V249L75 250V251H71V250H69L65 245H64V243L62 242V240H60L59 238H56V239H53V240H50V242H47L46 240L43 242L44 244H45V247H46V250H45V253H44V255L43 256H41V257H38L37 258V260L36 261H32L33 259V251H34V249H33V246H35V245H31V243L28 241V233H30L31 234V232L30 231H32L33 229L32 228H35V227H46L45 225V223H46V220H47V218H49V216H50V214H51V212H52V208L50 207H46V206H44L42 203H37L36 204V202H35V198L33 199V197H34V194L37 192V189L34 187V186H32V182H34L35 180H36V174H37ZM185 171V170H184ZM264 171V170H263ZM16 172V171H15ZM183 172V171H182ZM112 173V172H111ZM113 173H115V172H113ZM189 173V172H188ZM197 173V172H196ZM11 174H13V173H11ZM16 174V173H15ZM85 174V175H84ZM185 174V173H184ZM171 175V174H170ZM178 174H176V176H177ZM183 175V174H182ZM20 176V177H19ZM195 176V175H194ZM256 176V175H255ZM258 176V175H257ZM19 178V179H16V178ZM123 178H126V179H128V177L129 176H127V177H125V176H122ZM184 177H186V176H184ZM184 177H182L183 178V180L185 179ZM249 177V176H248ZM251 177V176H250ZM134 178H135V176H134ZM188 179L187 180H189V179H191L192 180V178H190V176L189 177H187ZM264 178V177H263ZM73 179V180H72ZM136 184L137 185H139L141 182H143L144 181V178H142V177H136ZM257 180V179H256ZM12 182V183H10V182ZM186 181V180H185ZM185 181H184V183H185ZM210 181V180H209ZM164 182V181H163ZM188 182V181H187ZM10 183V184H9ZM41 183V182H40ZM78 183V185H79V189L80 190H78V191H73V185L74 184H77ZM193 183V182H192ZM262 183V182H261ZM183 184V183H182ZM250 184V183H249ZM21 185V184H20ZM65 185V186H64ZM187 185V184H186ZM260 186V185H259ZM29 187H31L32 188V193H30V191H29ZM41 187V188H42ZM68 187V188H69ZM72 187V188H71ZM132 187V186H131ZM76 188V187H75ZM84 188V189H83ZM197 188V187H196ZM165 189V188H164ZM188 189V188H187ZM46 189L45 188H43L42 189V193L40 194L41 196L44 194V192L43 191H45ZM102 191V192H99V191ZM129 190H130V188H129ZM18 191V190H17ZM126 191V190H125ZM190 191V190H189ZM181 192V191H180ZM47 193V192H46ZM191 193V192H190ZM264 193V192H263ZM121 195H123V193L121 194ZM56 196V195H55ZM196 195H194V192H192L191 193V198H192V200H191V205H192V211H195V209H196V207H195V204H196V197H195ZM37 197V196H36ZM101 197V196H100ZM38 198V197H37ZM260 198V197H259ZM46 199V198H45ZM184 199V198H183ZM257 199V198H256ZM254 200V199H253ZM80 201V200H79ZM89 201V200H88ZM50 203V202H49ZM62 204V203H61ZM66 204V203H65ZM78 204V203H77ZM54 205V204H53ZM79 205V204H78ZM197 205V204H196ZM81 206V205H80ZM186 206V205H185ZM129 207V206H128ZM144 208V207H143ZM143 208H141V210H143ZM184 208V207H183ZM59 209H60V211H62L63 210V214H62V216L64 217L65 215H67L68 217L69 216H71L72 214L71 213H73V211H72V208L69 210L67 207H65V205H61L58 209H57V211L59 212ZM67 209V210H66ZM80 209V208H79ZM103 209H105V208H103ZM175 209V208H174ZM80 211V210H79ZM254 211V210H253ZM81 212V211H80ZM130 212V211H129ZM188 212V211H187ZM198 212V211H197ZM183 213V212H182ZM200 213V212H199ZM258 213V212H257ZM78 214H79V212H78ZM148 214V213H147ZM192 215H193V213H191ZM8 215H13V220L12 221H9L8 220ZM80 215V214H79ZM84 215V214H83ZM262 215H263V213H262ZM137 216V215H136ZM135 216V217H136ZM151 216V215H150ZM149 216V218H150V220H148V222H143V221H140V219H139V221H140V225L142 226V224H143V226H145L146 228L148 227V225H149V223H150V221H151V218L152 217H150ZM168 216H169V214H168ZM181 216V215H180ZM264 216V215H263ZM12 217V216H11ZM52 217V216H51ZM79 217V216H78ZM131 217V216H130ZM138 217H140V216H138ZM187 217V216H186ZM196 217V216H195ZM249 217V216H248ZM80 218V217H79ZM128 218V217H127ZM173 218V217H172ZM72 219V218H71ZM132 219V218H131ZM136 219H137V217H136ZM178 219V218H177ZM201 219V218H200ZM199 218H196L195 220H194V223H203V222H206L208 219H207V217L206 218H204L203 220H200ZM238 219V218H237ZM241 219V218H240ZM245 219V218H244ZM248 219V218H247ZM80 220V219H79ZM133 220H134V218H133ZM193 220V219H192ZM246 220V219H245ZM57 221V220H56ZM81 221V220H80ZM224 221V220H223ZM227 221V220H226ZM243 221V220H242ZM253 221V220H252ZM52 222V221H51ZM228 222V221H227ZM84 223V218L82 217V221L79 223V225L80 224H83ZM206 224V223H205ZM204 224V225H205ZM239 224H241V223H239ZM252 224V223H251ZM258 224V223H257ZM78 225V224H77ZM197 225V224H196ZM195 225V226H196ZM264 225V224H263ZM139 226V225H138ZM199 226V225H198ZM225 226V225H224ZM251 226V225H250ZM257 226V225H256ZM258 226H260V224L258 225ZM262 226V225H261ZM244 227V226H243ZM242 227V228H243ZM254 227V226H253ZM73 228H76L74 225H73V223H72V221H67L66 223H65V225H64V230H63V232H69V231H73L74 229ZM190 228H191V226H190ZM199 228V227H198ZM249 228V227H248ZM260 228V227H259ZM264 229V227H261V229ZM40 229V228H39ZM51 229V228H50ZM49 229V230H50ZM81 229V228H80ZM189 229V228H188ZM214 229V228H213ZM255 229V228H254ZM260 229V230H261ZM54 230V229H53ZM82 230V229H81ZM241 230H243V229H241ZM256 230V229H255ZM254 230V231H255ZM259 230V231H260ZM159 231L160 232H162V228H159ZM215 231V230H214ZM213 231V232H214ZM34 232V231H33ZM36 232V231H35ZM38 232V231H37ZM36 232V233H37ZM51 232H53V231H51ZM60 232V231H59ZM188 232V231H187ZM204 232V231H203ZM246 232V231H245ZM253 232V231H252ZM262 232V231H261ZM36 233L35 234H33V235H36ZM43 233V232H42ZM45 233V232H44ZM49 233V232H48ZM176 233V232H175ZM211 233V232H210ZM216 233V232H215ZM254 233V232H253ZM263 233V232H262ZM261 233V234H262ZM37 234H39V233H37ZM52 234V233H51ZM55 234V233H54ZM173 234V233H172ZM257 234V233H256ZM255 234V235H256ZM49 235H50V233H49ZM53 235V234H52ZM52 235H50V237H52ZM227 235V234H226ZM264 235V234H263ZM46 236V235H45ZM57 236V235H56ZM59 236V235H58ZM199 236H201V231L200 230H198L197 228H194V226H193V228L192 229H189V232L188 233H186V235H184L183 236V238H184V243H185V245H186V248H187V251H188V255H186V256H184V255H180V256H176L175 257V259L176 260H179L180 261V263H184V261H185V259L187 258L188 260H189V262L190 263H192V264H205L206 262H204V256H203V250H202V248L201 247H199V244H198V238H199ZM203 236V235H202ZM238 236V235H237ZM244 236V235H243ZM254 236V235H253ZM36 237H37V235H36ZM35 237V238H36ZM44 237V236H43ZM55 237V236H54ZM249 237V236H248ZM257 237V236H256ZM262 237V236H261ZM32 238V237H31ZM48 238V237H47ZM144 238L145 239H147V234H145L144 235ZM228 238V237H227ZM239 238V237H238ZM243 238V237H242ZM30 239V238H29ZM33 239H34V236H33ZM37 239V238H36ZM44 239H46V238H44ZM209 239V238H208ZM221 239V238H220ZM240 239V238H239ZM253 239H255V238H253ZM256 240V239H255ZM37 241H40V240H37ZM162 241V236L160 237V241H153V242H149V243H147L146 244V248L147 249H152L153 250V260H149V258H147L146 257V259L145 260H143L140 264H158V261H161V256L155 251V248H156V246H158L159 244H160V242ZM245 241V240H244ZM251 241H254V240H252L251 239ZM232 242V241H231ZM255 242V241H254ZM33 243V242H32ZM70 243V242H69ZM242 243V242H241ZM258 243V242H257ZM263 243V242H262ZM35 244V243H34ZM40 244H41V242H40ZM232 244V243H231ZM243 244V243H242ZM248 245V244H247ZM258 245H260V243L258 244ZM257 245V246H258ZM254 246H255V243H254ZM261 246V245H260ZM228 247V246H227ZM226 247V248H227ZM239 247V246H238ZM242 247V246H241ZM245 247V246H244ZM252 248H253V246H251ZM42 248V247H41ZM182 248V247H181ZM252 248L250 249V247H249V252L248 253H250V251L252 250ZM255 248H258V247H255ZM255 248H253V251H254V249ZM38 249H39V247H38ZM112 249V248H111ZM180 249V248H179ZM183 249V248H182ZM241 249V248H240ZM243 249H245V248H243ZM242 249V250H243ZM260 249V248H259ZM37 250V249H36ZM176 250V249H175ZM205 250V249H204ZM221 250V249H220ZM219 250V251H220ZM228 250V249H227ZM237 250V249H236ZM239 250V249H238ZM257 250V249H256ZM255 250V254H256V256L255 257H253L252 255H254V253L253 254H247L246 255V257H245V259H243V257L245 256V254H244V256L242 257V259L240 260V261H242V263L241 262H239V264L241 263V264H264V252H263V254H260L259 256H257V251H259V250H257L256 251ZM42 251V250H41ZM104 251V248H102V252ZM229 251V250H228ZM227 251V252H228ZM235 251V250H234ZM240 251V250H239ZM238 251V252H239ZM248 251V250H247ZM224 252V251H223ZM226 252V251H225ZM236 252V251H235ZM237 252V253H238ZM243 252V251H242ZM245 252V251H244ZM262 252V251H261ZM16 253H17V255H16ZM43 253V252H42ZM185 253V252H184ZM232 252H230V254H231ZM104 254H105V252H104ZM103 254V255H104ZM210 254V253H209ZM224 254V253H223ZM222 254V255H223ZM225 254H227V253H225ZM229 254V253H228ZM235 254V253H234ZM234 254H232V256L234 255ZM239 254H242V253H239ZM239 254H237V255H239ZM259 254V253H258ZM111 255V254H110ZM211 255H213V254H211ZM215 255V254H214ZM236 255V256H237ZM243 255V254H242ZM251 255V256H250ZM40 256V255H39ZM221 256V255H220ZM219 256V257H220ZM225 256V255H224ZM227 256V255H226ZM231 256V255H230ZM235 256V255H234ZM36 257H37V255H36ZM214 257V256H213ZM237 257H239V256H237ZM208 259H209V257H208ZM210 259H211V257H210ZM228 259H229V257H228ZM53 260V259H52ZM51 260V261H52ZM220 260H222V259H220ZM227 260V259H226ZM230 260V259H229ZM232 260L234 261V259H233V257H232ZM174 261V260H173ZM215 261H216V259H215ZM236 261V260H235ZM234 261V262H235ZM176 262V261H175ZM213 262H214V260H213ZM225 262V261H224ZM208 263V262H207ZM212 263V262H211ZM216 263V262H215ZM227 263V262H226ZM61 264V263H60ZM101 264H109V263H107L106 261H104V260H102V262H101ZM189 264V263H188ZM212 264H214V263H212ZM233 264V263H232ZM237 264H238V262H237Z\"/></svg>", "mask_w": 264, "mask_h": 264}]
</instances>
